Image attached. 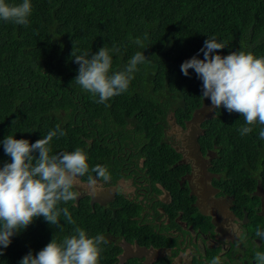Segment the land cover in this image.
<instances>
[{
    "label": "trees",
    "instance_id": "1",
    "mask_svg": "<svg viewBox=\"0 0 264 264\" xmlns=\"http://www.w3.org/2000/svg\"><path fill=\"white\" fill-rule=\"evenodd\" d=\"M31 3L33 10L27 26L0 20V141L13 135L34 143L60 125L66 135L50 142L52 154L83 148L91 166L100 158V144L132 132L144 145L149 162L169 150L162 140L166 115L173 114L175 122L182 124L196 108L208 102L201 97L202 81L194 70L189 69V76L181 72V64L199 53L208 36L214 35L227 45L221 55L244 50L264 56V0ZM137 38L143 41L144 48L135 43ZM104 45L119 48L113 54L112 71L122 70L137 51L145 50L149 58L138 65L128 90L107 102L110 106L97 103L98 96L93 97L75 83L79 65L71 56L73 47L77 55L85 51L95 54ZM198 58L203 59V53ZM130 121L133 129L124 130ZM244 123L240 114H230L223 108L216 109L215 117L204 122L206 136L217 137L220 144L226 145L222 150L225 159H232L231 152L236 150L241 158L258 157L264 152V140L258 138L264 126L257 125L253 132L241 136L239 128ZM93 137L89 148L85 139ZM4 162H10V158L0 144V166ZM60 206L67 207L76 224L89 235L100 233L105 237L124 222L116 205L113 210L97 207L96 211L85 201ZM60 223L62 230L43 217L36 218L26 230L12 237V243L0 256V264H20L29 251L36 254L54 235L58 242L71 235L73 226L63 216ZM103 248L99 264H109L111 245Z\"/></svg>",
    "mask_w": 264,
    "mask_h": 264
},
{
    "label": "flooded vegetation",
    "instance_id": "2",
    "mask_svg": "<svg viewBox=\"0 0 264 264\" xmlns=\"http://www.w3.org/2000/svg\"><path fill=\"white\" fill-rule=\"evenodd\" d=\"M191 117L178 123L182 133ZM208 120L200 124L198 150L190 153L169 126L173 114H167L162 140L169 150L152 162L134 132L100 144L95 165H107L111 178L93 189L87 175L81 177L74 204L119 210L124 222L105 236L109 264H211L216 256L221 264H256L255 253L264 252L255 236L258 227L264 229V152L241 158L236 150L231 161L225 159L226 145L206 136ZM126 129H133L131 121ZM93 141L85 139L89 148Z\"/></svg>",
    "mask_w": 264,
    "mask_h": 264
},
{
    "label": "clouds",
    "instance_id": "3",
    "mask_svg": "<svg viewBox=\"0 0 264 264\" xmlns=\"http://www.w3.org/2000/svg\"><path fill=\"white\" fill-rule=\"evenodd\" d=\"M32 10L31 0L21 3L0 0V20L6 22L27 26ZM135 43L144 48L141 39L137 38ZM226 47L216 36H208L199 50L203 59L197 53L185 60L181 72L189 76L192 69L202 81L201 97L210 102L208 112L223 108L243 117L245 123L239 133L244 136L257 125L264 126V56L257 57L244 50L221 55L220 51ZM118 52L115 45L111 48L104 45L95 54L85 51L77 55L74 47L71 53L73 62L79 65L75 83L93 97L98 96L96 102L105 106H110L107 102L111 98L128 90L139 71L138 65L149 59L145 50L137 51L122 70L112 71L113 54ZM65 135L60 125H56L34 143L13 135L0 141L10 158V162L0 166V256L12 243V237L26 230L36 218L43 217L62 230L63 216L73 226L72 234L59 242L54 235L36 254L29 251L20 264H99L103 245L108 241L100 233L89 235L76 224L69 209L60 205L77 200L79 193L75 188L81 177L87 175V183L94 189L98 181L110 180V172L107 165L97 164L90 169L89 156L83 148L52 154L50 142L54 137L59 139ZM258 138L264 140V127H260ZM255 236L264 243V229L258 227ZM254 259L256 264H264V252L257 251ZM211 264H221L220 257H214Z\"/></svg>",
    "mask_w": 264,
    "mask_h": 264
},
{
    "label": "water",
    "instance_id": "4",
    "mask_svg": "<svg viewBox=\"0 0 264 264\" xmlns=\"http://www.w3.org/2000/svg\"><path fill=\"white\" fill-rule=\"evenodd\" d=\"M209 103V101L207 103H203V105L193 113L191 120L186 124L187 130L185 132L182 133L181 128L175 122L174 118L173 121L169 123L171 130L175 131V134L179 135L182 138L184 147L190 153L198 150L197 140L198 136L202 133L200 124L204 120L215 117V112H208L207 106L209 105Z\"/></svg>",
    "mask_w": 264,
    "mask_h": 264
},
{
    "label": "rangeland",
    "instance_id": "5",
    "mask_svg": "<svg viewBox=\"0 0 264 264\" xmlns=\"http://www.w3.org/2000/svg\"><path fill=\"white\" fill-rule=\"evenodd\" d=\"M125 138H126V137H125ZM125 138H124V139H125ZM90 167H92L91 164H90Z\"/></svg>",
    "mask_w": 264,
    "mask_h": 264
}]
</instances>
